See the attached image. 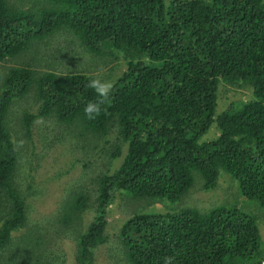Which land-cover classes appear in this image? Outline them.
<instances>
[{
  "label": "trees",
  "instance_id": "trees-1",
  "mask_svg": "<svg viewBox=\"0 0 264 264\" xmlns=\"http://www.w3.org/2000/svg\"><path fill=\"white\" fill-rule=\"evenodd\" d=\"M56 33L96 56L123 59L126 68L106 97L89 86L95 78L88 73L32 68L38 43ZM23 54L30 61L10 66L0 81V264H26L2 256L27 223L7 112L29 93L33 104L20 117L24 135L53 118L66 138H114L102 151L121 158L97 175L89 222L85 193L63 202L61 219L80 226L72 264H91L94 249L107 242L117 196L179 201L195 172L203 191L226 172L264 209V0H0V62ZM221 81L250 87L252 97L217 113ZM93 103L99 112L89 119L85 107ZM211 125L216 136L201 140ZM116 238L125 264L264 261L257 217L237 206L135 212Z\"/></svg>",
  "mask_w": 264,
  "mask_h": 264
},
{
  "label": "rangeland",
  "instance_id": "rangeland-1",
  "mask_svg": "<svg viewBox=\"0 0 264 264\" xmlns=\"http://www.w3.org/2000/svg\"><path fill=\"white\" fill-rule=\"evenodd\" d=\"M32 53L36 54L35 59L38 60L32 67L37 73L49 70L58 74L68 70L84 72L109 85L126 68L123 59L96 56L83 49L74 39H66L63 33H56L39 42ZM29 61L24 54L1 61L0 81L10 66L24 65ZM30 94L13 101L7 112L11 137L18 152L15 182L27 201V223L14 232L13 243L4 250L2 259L5 262L20 261L26 264H72L77 252L80 226L73 225L74 220L65 222L61 219L63 202L73 193H85L90 204L86 215V221L89 222L93 216L91 205L97 193L96 177L102 172L113 170L121 158L109 159L108 154L102 151V148L107 151L112 148L110 145L115 143L114 138L105 142L104 138L89 133L66 138L61 135L59 125L57 127L53 118L38 120L31 134L24 135L20 117L33 104ZM251 97L250 87L221 81L217 89L216 112L225 110L233 102ZM216 134V127L211 125L201 140H211ZM195 175V183L179 201L148 198L133 200L128 195L117 196L107 214V242L94 249L91 264H125L118 251L120 242L116 237L123 220L135 212H173L183 207H195L203 211L223 204L237 206L257 217L264 244V209L258 201L242 196L236 188V182L224 171L220 172L216 186L209 191L200 188L196 172ZM3 199L0 200L1 211L4 208ZM88 222L84 221L83 228ZM116 252L118 255L110 258ZM36 254H41V257ZM261 263L264 264V261Z\"/></svg>",
  "mask_w": 264,
  "mask_h": 264
},
{
  "label": "clouds",
  "instance_id": "clouds-1",
  "mask_svg": "<svg viewBox=\"0 0 264 264\" xmlns=\"http://www.w3.org/2000/svg\"><path fill=\"white\" fill-rule=\"evenodd\" d=\"M89 86L92 87L96 91L97 95L101 97H106L111 87L109 84H103L97 79L91 80ZM98 112L99 108L95 103L89 104L85 107V116L89 119L94 118L95 114ZM168 264H171V261H169Z\"/></svg>",
  "mask_w": 264,
  "mask_h": 264
}]
</instances>
